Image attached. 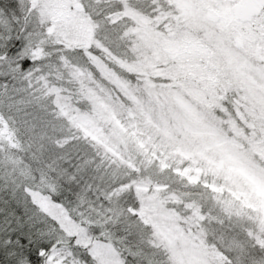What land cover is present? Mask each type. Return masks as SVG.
Segmentation results:
<instances>
[{"label": "snow or ice", "instance_id": "snow-or-ice-1", "mask_svg": "<svg viewBox=\"0 0 264 264\" xmlns=\"http://www.w3.org/2000/svg\"><path fill=\"white\" fill-rule=\"evenodd\" d=\"M0 264H264V0H0Z\"/></svg>", "mask_w": 264, "mask_h": 264}]
</instances>
